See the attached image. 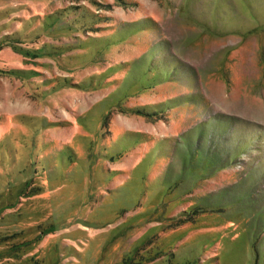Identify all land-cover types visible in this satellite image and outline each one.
I'll return each instance as SVG.
<instances>
[{
	"label": "rangeland",
	"instance_id": "rangeland-1",
	"mask_svg": "<svg viewBox=\"0 0 264 264\" xmlns=\"http://www.w3.org/2000/svg\"><path fill=\"white\" fill-rule=\"evenodd\" d=\"M0 264H264V0H0Z\"/></svg>",
	"mask_w": 264,
	"mask_h": 264
}]
</instances>
